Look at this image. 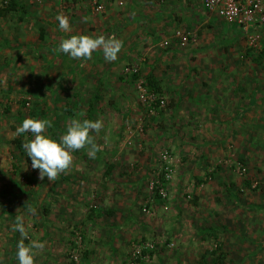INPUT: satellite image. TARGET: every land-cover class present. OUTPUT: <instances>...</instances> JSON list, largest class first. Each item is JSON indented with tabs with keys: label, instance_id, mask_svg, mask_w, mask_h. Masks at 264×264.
I'll list each match as a JSON object with an SVG mask.
<instances>
[{
	"label": "rangeland",
	"instance_id": "obj_1",
	"mask_svg": "<svg viewBox=\"0 0 264 264\" xmlns=\"http://www.w3.org/2000/svg\"><path fill=\"white\" fill-rule=\"evenodd\" d=\"M39 1L27 11L41 14L47 3ZM68 2L55 12L69 14ZM84 3L91 12L86 35L93 37H109L126 13V30L115 35L117 59L105 60L100 49L90 59L69 57L59 50L67 35L52 19L45 20L53 33L42 26L52 39L38 38L41 27H31L20 44L22 19L0 18V264H18L17 216L25 243L42 244L35 255L63 254L51 264H75V231L82 236L79 264H196L204 253L209 264L214 257L215 264H264V27L250 45L216 15L214 24L181 21L193 13L181 16L157 2H133L128 11L120 2L109 20L105 8ZM133 10L148 17L140 23ZM177 27L191 31L188 42L175 37ZM130 28L131 35H147L139 43L123 39ZM155 63L159 93L146 85V69ZM25 117L50 120L46 132L55 138L72 118L100 120L99 131L89 132L99 146L95 156L86 144L55 181L41 179L23 155H13V139L32 136L14 131ZM163 149L174 159L166 199L149 188ZM93 209L114 213L108 228L106 221L100 228L101 220H82Z\"/></svg>",
	"mask_w": 264,
	"mask_h": 264
},
{
	"label": "clouds",
	"instance_id": "obj_2",
	"mask_svg": "<svg viewBox=\"0 0 264 264\" xmlns=\"http://www.w3.org/2000/svg\"><path fill=\"white\" fill-rule=\"evenodd\" d=\"M59 22L58 27L64 31H69L68 18L63 14L55 17ZM121 42L114 37L103 35L91 36L86 34H72L62 38L59 43V50L74 59H90L92 53L97 49L102 50L103 57L107 61L117 59L120 51ZM51 127V121L43 118L25 117L19 126L15 127L16 134H32L31 139L23 142L22 147L27 157L31 160V167L39 170V177L45 176L49 181H55L59 173L66 170L72 163V152L90 145L88 155L95 156L98 145L93 142L90 130L99 131L102 127L100 120H79L72 118L66 130L58 138L46 132ZM13 231H19L22 239L16 243V260L18 264H34V248L42 247L37 241L30 240L25 243L26 233L23 220L20 216L16 217Z\"/></svg>",
	"mask_w": 264,
	"mask_h": 264
},
{
	"label": "crops",
	"instance_id": "obj_3",
	"mask_svg": "<svg viewBox=\"0 0 264 264\" xmlns=\"http://www.w3.org/2000/svg\"><path fill=\"white\" fill-rule=\"evenodd\" d=\"M17 1L19 2V10L20 9H23V10L17 11L15 13H10L7 16H0V18L17 16L19 21L22 19V22L18 23L19 29H18V33H17L19 36L20 44L23 40H26V41L29 40L27 35L31 34V33H29V28H31V27L33 28V31H34V27H38V29L41 27V30L39 29V31L36 32V35H35V33H32L33 35L38 36V38L44 37V35H45L46 37L52 39L48 35L44 34V27H42V26H47V30H49L52 33H53V31L56 30V29L51 30V28H53V27H50V29H49V26L46 25V20L48 21L49 19L50 20L52 19V20L56 21L54 24H56L58 26V21L56 20V18H52L51 14L57 16V13L55 12L56 11L55 8L59 7V5L62 4V0H46V1H44L45 3H47V6L41 8V10H40L41 14L36 13V12L33 13L31 11H27V8L30 9L31 5H34L33 3L38 2V0H33V1H31V0H17ZM42 1L43 0H40L39 3H41ZM120 2H122V3L126 2L125 5H127V6L125 8L128 11H131L130 3H133V2H139L142 4L143 3L157 2L158 5H161V7H163L162 9H164V8H166L168 10L173 9L174 11L179 10L178 12L181 13V16L185 15L188 11H189V13H191V12L193 13L192 15L189 14V16L186 15L185 17L184 16L178 17V20L180 19L181 21H184V20L186 21V18H196V20L204 21L205 23H208V24H211V22H213V24L215 23V20H214L215 16L213 14L209 13L203 5L198 4V3H189V2H186L184 0H105L104 4H105V9L107 11L109 20L111 18L110 16H112V13L115 12L113 9L114 5L117 6V4H120ZM0 3H1V0H0ZM26 4H28V7L26 6ZM68 5H69L70 13L69 14L67 13L66 17L68 18V21H69L70 30L67 31V34L65 33L66 31H64V34L67 36L72 35V34H87L89 26L85 22H89L86 20L87 19L89 20V17H90L89 14L91 13L88 4L84 3L80 0H70V2H68ZM54 6H55V8H54ZM79 6H80V8H79ZM32 11H33V9H32ZM158 11H159V8H158ZM133 12H135L137 15L136 14L133 15L132 18L133 19H139L140 23L143 22V19L145 17H148L147 13H146V15H144L143 13H140L136 10H133ZM159 12H162V11L160 10ZM182 12H183V14H182ZM125 16H126V13H123L121 18H120V23L116 24V25H112V27H111L112 30L109 31L110 32L109 36L116 38L115 35H118L119 32H121L123 30L124 20H126ZM151 17L156 18L155 12L151 13ZM129 19H130V21H132L131 18H129ZM23 21H24V23H23ZM126 26H129V25H127V23H126ZM172 27L173 26L167 24V29L168 28L172 29ZM54 28H56V27L54 26ZM177 28H179V27H177ZM131 29L133 30V28H130L128 32L124 33L125 36H123V39L125 38V40H127L128 37L133 36L134 38H136L135 43H139V42H137V40L140 41V39H142L145 35H147L146 33H140L138 35V37H136L137 36L136 32L132 33V35L130 34L132 32ZM171 29H169V30H171ZM184 29L188 30L187 27ZM125 30L126 29H124L123 31H125ZM5 32H6V35L9 34L8 29H7V31L5 29ZM148 36H150V34H148ZM36 39H37V37H36ZM125 40H124V42H125ZM33 42H35V41H33ZM148 49H149V47H148ZM173 51H176V50L173 49ZM96 52H100V51L96 50ZM149 52H151V51H147V53H149ZM174 54H175L174 52L173 53L170 52V54L167 58L169 60L175 58ZM153 61L154 60H152L151 62H153ZM160 63H161V61H160ZM141 67H142V65H141ZM165 67L167 69V66H165ZM169 67L176 68V66H169ZM160 69H161V66H159L157 63H155V67H154V65H150L149 69L147 68L146 71L147 70L149 71V72H147V74L153 73L155 75L156 79L160 80L159 79L160 76H158V73H159L158 71H160ZM110 168H111V166L107 170L105 169L104 177H105L106 181H109V176H111V174H113L110 172ZM112 170L113 169H111V171ZM85 202L87 204V200ZM81 216H84L82 218V220H84L86 218L87 221H90V224H92L94 221L96 222L97 220H101V222H99L100 228L104 227L107 224V222H109V224H107L105 226L106 228H108V225H110L111 222L113 221L112 218L114 217V213L110 214V216L109 215L104 216V213L103 214L100 213V211L98 209H93V210H89L86 213L83 212L81 214ZM109 219H111L112 221L110 222ZM105 221H106V224H104ZM61 240H63V239L60 238V241ZM67 245H68V242H67ZM33 250H35V248ZM41 254L42 253H39L36 255L34 254V264H51V262L54 260L61 261V259H65V258H62L63 254L60 253L59 251L57 253L52 252V253L45 254V255L44 254L41 255ZM61 263H66V262H61Z\"/></svg>",
	"mask_w": 264,
	"mask_h": 264
},
{
	"label": "built area",
	"instance_id": "obj_4",
	"mask_svg": "<svg viewBox=\"0 0 264 264\" xmlns=\"http://www.w3.org/2000/svg\"><path fill=\"white\" fill-rule=\"evenodd\" d=\"M88 2L95 11L102 12L105 9V0H80ZM189 3H198L205 9L218 16L223 22L232 27L236 33L247 37L250 45H254L256 35L260 28L264 27V0H184ZM6 2V0H5ZM175 37L181 42H188L192 33L184 28L175 29ZM145 90V89H143ZM153 94V93H152ZM174 178V159L169 149L159 152V163L153 169V178L150 179L149 188L151 192L157 193L162 198H168L169 184ZM144 210L148 211L147 207ZM82 236L79 231H75L72 241V258L75 264H79L80 247ZM141 249L135 247L133 257L137 259L141 256ZM97 264V263H91Z\"/></svg>",
	"mask_w": 264,
	"mask_h": 264
},
{
	"label": "trees",
	"instance_id": "obj_5",
	"mask_svg": "<svg viewBox=\"0 0 264 264\" xmlns=\"http://www.w3.org/2000/svg\"><path fill=\"white\" fill-rule=\"evenodd\" d=\"M19 11V2L17 0H1V3H0V16H7L9 15L10 13H15ZM261 55H264V52L262 51L261 52ZM146 77V85L147 87L149 88H152L153 90H155L156 92H161V87H160V84H159V80L156 79L155 75L153 73H149V74H146L145 75ZM42 112H40L39 114H44L45 113V110L42 108L41 109ZM37 114V115H39ZM28 139H25V137H16L15 139H13L12 143H13V155L15 157H17V152H19L21 155H23V158L22 159H26L28 162L31 163V160L30 158L27 157V154L25 152V150L23 149L22 147V144L24 141H26ZM200 180V179H199ZM201 181V180H200ZM227 189L229 190V192L231 193H235L236 195V189H234L232 186H227ZM239 192V189L237 190ZM206 257V254H202V259L197 261L196 264H209L208 263V259L205 258ZM137 259H140L139 257ZM217 261H216V257H214L210 264H215Z\"/></svg>",
	"mask_w": 264,
	"mask_h": 264
}]
</instances>
